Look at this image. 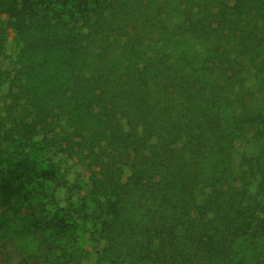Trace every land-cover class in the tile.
Wrapping results in <instances>:
<instances>
[{
  "label": "trees",
  "instance_id": "trees-1",
  "mask_svg": "<svg viewBox=\"0 0 264 264\" xmlns=\"http://www.w3.org/2000/svg\"><path fill=\"white\" fill-rule=\"evenodd\" d=\"M8 12L0 243L19 264H264V0H0Z\"/></svg>",
  "mask_w": 264,
  "mask_h": 264
},
{
  "label": "rangeland",
  "instance_id": "rangeland-1",
  "mask_svg": "<svg viewBox=\"0 0 264 264\" xmlns=\"http://www.w3.org/2000/svg\"><path fill=\"white\" fill-rule=\"evenodd\" d=\"M15 17V12H8L6 14L0 15V31L5 29V43L3 55L0 56V68L10 71L11 73L16 68L15 55L17 51V43L14 38V31L7 27V21L14 19ZM7 88V85H4L2 90L6 91ZM55 161L58 162L60 170L65 174L69 184L78 185L83 188L85 187L87 181V170L85 166L76 164L71 157L62 154L56 156ZM128 174L129 170L125 169L124 178H126ZM65 195V190H60V196L64 198ZM101 245V242H92L90 239H88L86 234L82 243V248L87 249L86 251L91 254L92 258H94V253L98 248L101 247ZM19 251V249L10 244L2 245L0 243V264H19L21 259V254Z\"/></svg>",
  "mask_w": 264,
  "mask_h": 264
}]
</instances>
